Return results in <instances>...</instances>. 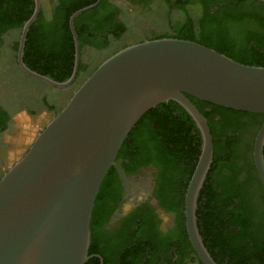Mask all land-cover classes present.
I'll list each match as a JSON object with an SVG mask.
<instances>
[{
    "label": "water",
    "instance_id": "water-1",
    "mask_svg": "<svg viewBox=\"0 0 264 264\" xmlns=\"http://www.w3.org/2000/svg\"><path fill=\"white\" fill-rule=\"evenodd\" d=\"M34 1L21 29L18 64L32 77L67 88L76 75L78 54L64 81L40 74L22 61L26 33L39 10L40 0ZM98 2L69 17L76 51L74 18ZM187 94L264 114V66L243 64L174 37L134 42L102 60L0 177V264H84L89 259L91 214L104 177L141 116L169 100L185 109L201 137L184 193L187 237L202 264H218L196 223L197 199L212 162L213 140L204 115ZM263 149L264 119L253 144V160L264 188Z\"/></svg>",
    "mask_w": 264,
    "mask_h": 264
},
{
    "label": "trees",
    "instance_id": "trees-1",
    "mask_svg": "<svg viewBox=\"0 0 264 264\" xmlns=\"http://www.w3.org/2000/svg\"><path fill=\"white\" fill-rule=\"evenodd\" d=\"M95 1L62 0L49 23L43 24L40 16V27L37 28L36 19L29 27L24 44L22 59L26 66L56 81L66 80L72 72L74 59L69 16ZM29 5H33V0H0V31L10 22L20 30L32 14ZM182 25L174 28L175 36L167 33L155 38L191 40L237 62L264 66V2L223 0L212 12L202 6L196 10L194 19L190 17ZM187 96L204 115L213 140L212 162L197 199L196 223L202 241L218 264H264V189L254 167L253 155L243 153L238 144L220 141L222 137L230 141L226 132H236L240 124H248L255 135L264 114L238 111ZM135 136L139 137V142L133 157L143 163L149 162L157 169L162 189L158 194L160 203L182 217L178 205L184 204L185 189L201 144L194 121L173 100L157 104L129 131L115 161ZM112 171L113 166L104 177L94 202L88 255H103L105 249L100 239L103 232L99 207ZM182 235L184 237V233ZM94 260L91 257L84 264Z\"/></svg>",
    "mask_w": 264,
    "mask_h": 264
},
{
    "label": "flooded vegetation",
    "instance_id": "flooded-vegetation-1",
    "mask_svg": "<svg viewBox=\"0 0 264 264\" xmlns=\"http://www.w3.org/2000/svg\"><path fill=\"white\" fill-rule=\"evenodd\" d=\"M222 3L223 0H99L96 6L74 18L77 51L70 32L73 66L76 54L78 66L74 79L64 89L32 77L20 68L17 55L22 27L19 30L10 22L0 31V177L24 154L36 134L57 114L94 66L129 43L167 33L175 36L174 28L183 26L190 17L194 19L196 10L203 6L212 12ZM61 4L62 0H40L35 18L37 28L40 16L43 24L49 23ZM34 7L33 0L28 8L33 12ZM34 42L37 44L38 40L35 38ZM57 93H64L65 97L59 100L54 97ZM24 119L36 121L29 132L24 128ZM253 134L248 124H240L236 132H226L230 141L223 137L220 141L238 144L243 153L253 155L256 133ZM138 142L139 137L135 136L112 165L99 207L103 232L100 239L105 249L103 255H89L95 259L91 264H202L188 240L185 217L182 221L184 204L178 205V211L183 213L181 217L160 203L158 194L162 189L157 169L133 157Z\"/></svg>",
    "mask_w": 264,
    "mask_h": 264
},
{
    "label": "rangeland",
    "instance_id": "rangeland-1",
    "mask_svg": "<svg viewBox=\"0 0 264 264\" xmlns=\"http://www.w3.org/2000/svg\"><path fill=\"white\" fill-rule=\"evenodd\" d=\"M54 97H57V99L62 100L65 97V95H64V93H57V94H54ZM40 119H41V117H40ZM23 123H24L25 130L27 132H29V130L33 129V127H34L33 124L36 123V121L34 123L33 122L31 123V122H29L28 119H24Z\"/></svg>",
    "mask_w": 264,
    "mask_h": 264
}]
</instances>
